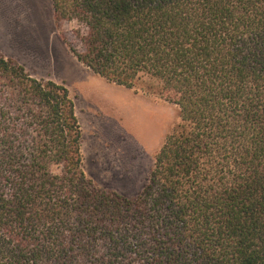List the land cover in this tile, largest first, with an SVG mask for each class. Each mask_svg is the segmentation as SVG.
I'll return each mask as SVG.
<instances>
[{
	"label": "trees",
	"instance_id": "obj_1",
	"mask_svg": "<svg viewBox=\"0 0 264 264\" xmlns=\"http://www.w3.org/2000/svg\"><path fill=\"white\" fill-rule=\"evenodd\" d=\"M92 73L179 109L133 197L82 167L75 103L0 55V264H264V0H51Z\"/></svg>",
	"mask_w": 264,
	"mask_h": 264
},
{
	"label": "rangeland",
	"instance_id": "obj_2",
	"mask_svg": "<svg viewBox=\"0 0 264 264\" xmlns=\"http://www.w3.org/2000/svg\"><path fill=\"white\" fill-rule=\"evenodd\" d=\"M73 26L55 27L51 0H0V39L25 49L15 55L12 43L0 45V55L37 79L67 87L81 129L85 175L98 187L133 197L146 183L155 152L179 123V109L146 84L127 89L83 66L62 37L63 32L71 39Z\"/></svg>",
	"mask_w": 264,
	"mask_h": 264
},
{
	"label": "crops",
	"instance_id": "obj_3",
	"mask_svg": "<svg viewBox=\"0 0 264 264\" xmlns=\"http://www.w3.org/2000/svg\"><path fill=\"white\" fill-rule=\"evenodd\" d=\"M12 43V47L15 48V55H17L18 53L21 52H25V49L23 48V46H20L16 43L13 42V40L11 39H0V45H8ZM11 53H13V51L11 50Z\"/></svg>",
	"mask_w": 264,
	"mask_h": 264
}]
</instances>
